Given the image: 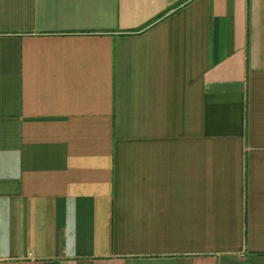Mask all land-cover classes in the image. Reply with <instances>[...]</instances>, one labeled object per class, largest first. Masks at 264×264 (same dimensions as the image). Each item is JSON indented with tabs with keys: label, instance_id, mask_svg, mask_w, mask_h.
Listing matches in <instances>:
<instances>
[{
	"label": "crops",
	"instance_id": "1",
	"mask_svg": "<svg viewBox=\"0 0 264 264\" xmlns=\"http://www.w3.org/2000/svg\"><path fill=\"white\" fill-rule=\"evenodd\" d=\"M0 264H264V0H0Z\"/></svg>",
	"mask_w": 264,
	"mask_h": 264
}]
</instances>
